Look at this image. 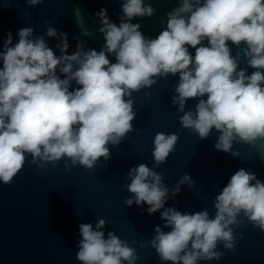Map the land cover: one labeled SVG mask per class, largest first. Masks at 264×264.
I'll return each mask as SVG.
<instances>
[{
    "label": "clouds",
    "instance_id": "1",
    "mask_svg": "<svg viewBox=\"0 0 264 264\" xmlns=\"http://www.w3.org/2000/svg\"><path fill=\"white\" fill-rule=\"evenodd\" d=\"M40 2L26 0L30 5ZM121 9L127 19L122 18L119 26L109 21L106 9L94 13L104 36L99 52L81 50L77 44V51L68 54L63 32L56 45L60 55L42 37L31 39V27L17 30L15 44L11 31L5 33L0 51V182L11 183L26 154L33 163L36 158L55 162L68 157L73 165L79 162L86 168L99 157L107 159L106 145L118 144L132 128V101L124 97L150 86L156 75L179 74L178 95L173 97L177 110L184 111L188 98L198 101L195 113L185 112L181 124L202 139L215 128L221 133L216 149L229 152L236 137L246 142L264 138V73L259 70L264 69V0H183L154 39H146L140 25L130 22L134 16L150 17L154 11L150 5L125 0ZM181 13L189 15L185 18ZM47 35L56 37L57 31L49 27ZM228 41L247 45V63L256 71L250 75L243 69L236 71ZM109 54H114L115 62H110ZM72 81L77 87L70 91ZM176 140L175 134L157 133L154 161L163 162ZM127 176V189L134 196L126 204H147L149 215L163 208L168 189L160 174L139 164ZM189 180L185 174L178 184ZM178 192L176 187L172 194ZM214 207L213 219L207 211L182 214L164 208L160 216L171 230L156 226L151 241L159 258L173 264L218 259L220 254L213 251L216 243L222 240L225 247H233L229 225L241 211L264 231V182L239 169L216 197ZM104 224L98 219L95 228L91 223L78 225L81 239L76 259L82 264H122V260L134 264V249L112 232L105 238Z\"/></svg>",
    "mask_w": 264,
    "mask_h": 264
},
{
    "label": "water",
    "instance_id": "2",
    "mask_svg": "<svg viewBox=\"0 0 264 264\" xmlns=\"http://www.w3.org/2000/svg\"><path fill=\"white\" fill-rule=\"evenodd\" d=\"M125 0H41L30 5L26 0H0V51L3 50L5 33L11 31L12 43L18 40L16 32L21 27L33 29L31 39L43 38L56 55H60L59 33L67 34V53L81 50H101L103 33L99 31L100 18L94 13L107 10L110 22L119 26L123 17L121 5ZM203 2V0H201ZM183 0H143L154 11L148 17H132L130 22L140 25L146 39H154L166 29L168 14L174 12ZM7 6V7H5ZM185 18L189 13H181ZM54 28L56 37H49L47 29ZM230 56L236 58L237 69L250 75L254 69L247 63L244 50L247 45L228 41ZM194 54V49L189 48ZM115 62L114 54H109ZM75 68L76 65L74 64ZM264 73V69H259ZM154 83L131 91L132 128L118 144L109 142V157H99L91 168L71 159L41 161L26 154L25 162L11 183L0 182V264H82L76 259L79 234L78 225L105 221V238L112 232L122 242L134 249V264H173L159 258L151 241L155 227L170 231L160 212L175 208L182 214L207 211L208 218L216 213L215 199L227 184L230 176L239 169L254 173L264 182V138L246 142L233 139L229 152L214 147L220 132L215 128L205 138L191 128L184 127L180 118L191 110L195 113L197 98H188L184 111H178L173 97L179 74L156 75ZM75 85L72 81L71 91ZM206 99V95L202 97ZM157 133L175 134L177 140L163 162L153 158L154 138ZM236 155L233 156L232 153ZM146 165L160 174L161 183L168 189L163 208L149 215L147 204L130 206L125 201L134 196L127 189L129 169ZM42 165V167H38ZM188 174L189 181L178 182ZM254 183V181L252 182ZM179 187V192L172 194ZM232 229L233 247H225L218 240L213 251L219 258L197 260L196 264H264V231L254 226L241 211ZM122 264H128L122 260ZM181 264V262H177Z\"/></svg>",
    "mask_w": 264,
    "mask_h": 264
}]
</instances>
